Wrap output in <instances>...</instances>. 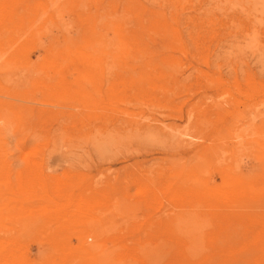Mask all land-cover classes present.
I'll use <instances>...</instances> for the list:
<instances>
[{"label":"rangeland","instance_id":"obj_1","mask_svg":"<svg viewBox=\"0 0 264 264\" xmlns=\"http://www.w3.org/2000/svg\"><path fill=\"white\" fill-rule=\"evenodd\" d=\"M0 264H264V0H0Z\"/></svg>","mask_w":264,"mask_h":264}]
</instances>
